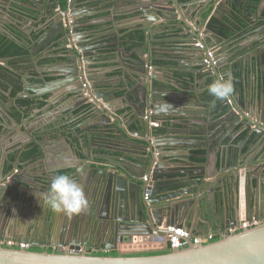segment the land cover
Wrapping results in <instances>:
<instances>
[{
  "label": "water",
  "instance_id": "95a60500",
  "mask_svg": "<svg viewBox=\"0 0 264 264\" xmlns=\"http://www.w3.org/2000/svg\"><path fill=\"white\" fill-rule=\"evenodd\" d=\"M9 1L0 0L1 15L28 17L41 23L42 33L35 48L55 51L51 68H56L59 73L46 85L62 91L57 94L50 91L52 95L48 98L40 96L39 99L46 104L39 107L36 103L28 117L12 115L9 109L6 112L0 110L4 130L19 133L17 129L21 127L24 135H31L34 139L38 154L29 166L24 167L19 159L11 162L13 168L8 170L5 169L6 153L0 156V240L29 244L25 249L0 244V264H264V156H256L251 162L253 168L244 174L240 171L239 159L224 176L211 170L178 172L165 164L168 159L171 163L175 155L169 153L174 152L170 149L173 143L148 130L150 123L159 118L162 128L169 122L185 124L191 131L203 127L202 122H205L206 131L210 132L214 126L210 121L224 117L226 133L241 129L247 135L254 133L255 140L264 143V69L260 72L256 65V59L261 56L259 51L242 58L246 63L237 70L240 74L237 87L234 67L223 58L226 54L221 58V52H214L215 62L210 66L203 62L208 73L203 80L207 85L196 79L194 71L190 72L191 77L184 75L186 67L198 65L186 62L188 58L201 56L205 59L207 52L212 50L209 46L200 48L195 45L201 29L207 35L203 42L210 39L215 49H223L231 43L232 40L219 31H212L205 15L214 8H221L220 18L234 15L238 1L97 0L102 7L108 5L111 17L107 20L113 22V27L106 30L108 36L103 44H114L118 58L132 63L130 71L125 72L128 74L125 80L127 93L121 99L127 108H131L128 115L118 113L114 103L118 97L103 88L107 82L99 79L93 67L103 54L102 45L87 41L88 35L94 36L93 33L80 31L81 23H88L86 15L93 12V0H66L65 8L60 0ZM13 3L18 7L13 8ZM256 9V16L264 19V0ZM193 10L195 15L191 17ZM121 16H137L138 20H127L122 24ZM44 25L47 27L43 29ZM260 29L264 30V26ZM133 35L138 39L142 37L143 53L137 48L129 50L123 44ZM254 44L259 41L255 40ZM162 50L166 53L177 50V56L162 58L158 55ZM3 61L9 66V59ZM37 65L40 68L39 62ZM226 65L235 92L217 100L209 88L222 80ZM9 67L14 73L18 72L15 67ZM26 97H31L30 93ZM178 103L182 108L174 110ZM0 104L2 106L1 101ZM87 104L89 112L99 116L95 134L99 131L106 134L103 141L111 144H96L89 131H69L59 123L65 118L68 121L75 118L76 108ZM54 105L64 116L59 114L54 122L39 123L43 117L37 112L41 108L51 110ZM61 105L63 107L59 108ZM150 112L151 117L146 119ZM104 125L110 128L104 129ZM84 133L90 136L89 145ZM138 133H141L142 142L133 136ZM14 140L12 136L11 141ZM84 148H88L86 153L82 151ZM73 151L80 153L74 155L79 160L76 163L68 161ZM224 155L228 160L230 147L224 149ZM180 157L189 158L188 155ZM59 159L62 162L56 164L55 160ZM102 164L105 167H101ZM60 170H66L64 174L83 187L89 202L87 210L67 215L49 208L45 197L51 178L60 174ZM144 176L148 179L144 180ZM209 177L223 189L227 202L225 210L208 205L210 198L203 195L210 185ZM192 195H199V199L191 198ZM195 204L196 213L201 206L210 216L202 222L208 225L219 223L224 236L207 244L196 245L191 241L186 248L174 250L161 227L183 226L195 234V225L185 224ZM242 215V219L257 224L232 233L230 229L241 223ZM106 239H111L107 247H94L95 240L103 243ZM39 243L54 249L34 251L32 246ZM83 245L89 247L84 253L81 252ZM116 245H119V255L93 253V247L96 251H108L115 249ZM152 251L166 252L133 255Z\"/></svg>",
  "mask_w": 264,
  "mask_h": 264
},
{
  "label": "crops",
  "instance_id": "0c3cea01",
  "mask_svg": "<svg viewBox=\"0 0 264 264\" xmlns=\"http://www.w3.org/2000/svg\"><path fill=\"white\" fill-rule=\"evenodd\" d=\"M7 1V0H6ZM9 1V0H8ZM10 2V1H9ZM262 0H259V4H261ZM11 3V2H10ZM103 4V3H102ZM105 4V3H104ZM122 4V1L120 2ZM13 8L18 7L16 3L12 4ZM108 6V5H107ZM102 7L101 3L97 0H93V12L90 15H86L88 23L84 24L81 23L80 31L85 34H94V36L88 35L87 41H90V43H99L102 45L100 47L101 50H103V54L99 55V60L96 61V63L93 65L94 69L97 71L96 75H98L99 79L101 81L108 80L107 84L104 85V88L108 92H112L116 94L118 97V100H116L115 106L118 110V113L123 115L130 113L128 111H131V108H127L123 104V101L121 99L126 95L127 91L125 90L126 85V77L128 74H125L126 71H130V67L132 65L131 62H129L127 59L124 61H121L118 58L117 49L114 48V44L111 45H105L103 42L106 41V38L108 35H106V30L108 28L113 27V22L107 20V18L111 17V13L108 10V7ZM138 15V13L136 14ZM195 15V10L191 11L190 16L193 17ZM139 16V15H138ZM206 22L209 21V16H206ZM262 20V26H264V19L260 18ZM121 22L124 23L127 20L130 21H136V17H120ZM119 23V24H120ZM40 24L37 23L35 20L28 17L20 18L18 16L14 15H1L0 14V35L5 36L10 41H13L14 43L18 44L19 46H22L26 50H28V57L26 61L18 60L17 62H13V59L11 57H5L1 56L0 59V73H5L4 70L7 73V76L0 75V82L4 83V79L9 81L12 80V83H16L17 87L19 88L16 94H12L13 87L11 84L7 89L2 88L0 85V101L2 103V106L0 104V110H3L6 112V109L10 110V113L12 115H17L19 117H28L29 113H32L31 110L34 109V106L36 103H38L39 107H43L46 103L39 99L40 96L42 98H48L52 95L50 91H53L56 86L46 85V82L51 83L55 80V75L59 74L56 68H51V63L55 62V59L53 58L55 54V51H42L39 48H35V46L38 44V40L41 36L42 30H40ZM122 26V25H121ZM261 26V27H262ZM47 27L44 25L43 29ZM254 29V28H253ZM48 30V29H47ZM127 31V30H122ZM40 32V33H39ZM204 30L201 29L199 36H206L205 33H203ZM255 33H252L249 35V33L245 32L243 33L242 37L240 38L241 41H239L236 44H230L232 45L233 49L230 50L231 47L227 45L223 49H215L214 43L210 42L209 47L214 50V52L219 53L221 52V58L225 55L226 57H223L225 60L228 57H232L231 59L236 58L237 61H240V64L243 66L246 62L242 59L244 56L249 57L250 52L255 54L259 51L260 57L256 59L258 63L259 71L261 72L262 69H264V30L262 29H256L254 31ZM178 35V34H176ZM96 39V40H95ZM130 40V39H129ZM200 40V39H199ZM258 40L259 44H254V41ZM126 44L132 51H135V48L138 49L140 52H144L145 48L143 45V39L142 37H135L134 35L131 37V40L129 42L123 43ZM253 44V45H252ZM178 44H171V46H177ZM181 45H185L181 44ZM179 46V45H178ZM252 47H256L254 50H251ZM184 48V47H182ZM176 49V48H173ZM190 49V48H189ZM178 50V49H177ZM176 50V51H177ZM223 53H222V51ZM225 50V51H224ZM149 51V49H148ZM176 51L168 52L166 53L165 50H162L161 52H158V55L160 57H170L171 56H177ZM34 52L35 54H33ZM178 53V52H177ZM176 54V55H173ZM133 57H135L132 54ZM240 56V57H239ZM263 58V60H262ZM5 59L10 60L9 66L15 67L16 70H18L17 73H14L8 66V64L3 61ZM37 62L40 63V68L37 65ZM186 62H191L193 64H198L196 66L192 65L191 68L187 69L188 71H194L197 75L196 79L203 80V78H206L208 76L207 68L204 66V58L201 56L197 59L195 58H188ZM241 66V67H242ZM3 69V70H2ZM228 66L223 69L224 77L222 79H229L228 74ZM62 76V75H61ZM3 77V78H1ZM5 77V78H4ZM28 78V80L26 79ZM235 80H236V87L240 85V74L237 72L235 73ZM132 85L134 83H131ZM202 84L207 85V82L205 80L202 81ZM15 85V84H14ZM103 85V84H102ZM59 86V85H58ZM28 90L31 97H26L28 93L26 92ZM55 91V90H54ZM62 90H57L55 93H60ZM58 97L61 98L59 95ZM30 99L34 101V103L28 107L22 108L17 106V99ZM39 99V100H38ZM178 106L175 107L174 110H180L181 104H177ZM63 105L59 106V108H62ZM17 111H20V115L16 113ZM51 110H47L45 108H41L42 110L38 111L37 114H39L40 117H43L41 122H45L46 120H51L52 122L56 121V117L61 114L64 116V113L57 110V108L54 106L51 107ZM35 111V110H34ZM90 109L88 105L79 106L75 110V118H71V120H67L66 118L64 120H61L59 123L63 124V127L66 128V130H75V132H81L80 130L89 131L92 133V137H94L95 132L98 131L97 125L99 124L97 121H99V116L95 117L91 112H89ZM36 114V113H35ZM67 114V112H65ZM62 116V117H63ZM121 117V116H120ZM30 118V117H29ZM224 117H217L214 121H210L211 125H214L211 127V131H206V128L208 127L205 122H202L203 127L198 128L197 130H191L189 131L188 128L185 126V124H177L169 122L165 124V127H161V124H159V127H153L151 124L149 125L148 130L150 133H154L157 135V137L163 138V140H170L168 141L172 146H170V149H173L174 157H172V162H169V159L165 161V164H169L170 168H176L178 172H187V171H203V170H211V172L219 173L220 176L226 175L229 171H231L232 166L238 162V159L240 160V166L242 167L240 169L241 172L246 173L249 171V169H252L253 164L251 162L258 156L260 158L261 156H264V143L257 142L254 138V133L247 135V132L244 130H237L232 129L228 133L225 132V127L227 126V123L224 121ZM4 121V118H1ZM104 120H106L104 118ZM112 122H116L114 119H110ZM155 121H159V118H156ZM97 122V123H95ZM118 123H121L119 121ZM161 123V122H160ZM219 123V124H218ZM205 124V125H204ZM126 124L124 123V126ZM170 125L172 127H170ZM0 126L2 127L0 131V156L7 155V161L5 169H12L13 164L11 162H17L19 159L22 162L24 167L29 166L30 161L35 159V157L38 156L37 150L35 151L36 143L33 141L34 139L31 137V135H24L21 131V127H19L17 130L19 133H13L9 130H4L5 126L3 123H0ZM13 126H15V123H13ZM110 128L109 125H105ZM135 128V126H133ZM156 128V129H154ZM15 129V128H14ZM151 129H154L153 131ZM21 131V132H20ZM225 132V133H224ZM3 133V134H2ZM141 133L133 134L134 137H137L139 142L142 140L140 139ZM226 134V135H225ZM14 136L15 140L11 141V137ZM86 144L89 145L90 143L87 142V140L90 138V136L86 133L83 134ZM95 140V138L93 139ZM207 142V145L204 143ZM162 144L165 142H161ZM35 145V146H34ZM226 147H230L231 155L229 159L224 155V149ZM89 148V147H88ZM88 148H84L82 151L87 152ZM224 148V149H222ZM74 152V151H73ZM80 154L79 151L74 152L72 156H70V159L68 161H74V163L78 162L79 160L76 159V156ZM163 155H166V153H163ZM181 155H188L189 158H181ZM208 156V160H207ZM225 157V158H224ZM189 159V160H187ZM52 162L51 160H49ZM62 162L61 159L59 161L55 160V163ZM53 163V165H55ZM171 164V165H170ZM98 167V166H97ZM101 167H105L104 164L101 165ZM66 170H60V174H64ZM254 174H252L253 176ZM208 182H210V185L206 187V191L203 193V195L207 198H210L209 204L210 206L218 209L225 210L227 207L226 199L223 195V189L217 185L218 182H213L215 179L209 177ZM215 189V190H214ZM191 197V196H190ZM198 198L199 195H192L191 198ZM190 198V199H191ZM198 201V200H197ZM196 205H194L192 212L188 218L185 220L186 225H195V235H200L204 239L209 234L214 235L213 241H217L219 239H222L224 234L221 232L222 226L216 222V224L208 225L205 222L206 218H210V216L205 214L203 207L199 206V213L194 211V208H196ZM244 215L241 217V225L243 222H248V227L251 228L253 225L250 221L246 219H242ZM196 220V222H194ZM239 225H237L239 227ZM243 228V229H247ZM242 229V230H243ZM240 230V231H242ZM40 244V243H39ZM119 244V243H118ZM207 244V243H205ZM119 245H116L118 247ZM122 246L124 244H121V248L124 249ZM33 248H37L40 251H43V249L33 245ZM45 250V249H44ZM109 251V250H108ZM155 252V251H152ZM161 252V251H158ZM107 254L112 255H119V247L118 249H112V252ZM138 253V252H137ZM134 253V254H137ZM139 253H145V252H139Z\"/></svg>",
  "mask_w": 264,
  "mask_h": 264
},
{
  "label": "flooded vegetation",
  "instance_id": "af4514ba",
  "mask_svg": "<svg viewBox=\"0 0 264 264\" xmlns=\"http://www.w3.org/2000/svg\"><path fill=\"white\" fill-rule=\"evenodd\" d=\"M61 4H63V2L66 0H60ZM238 1V6H236L234 15L231 16H227L225 15L224 18H220V14H221V8H214L211 10V12L206 13V16H209V21H208V26L210 28H212V31L215 33L217 31H219V33L223 36H226L228 40H232L230 44H236L238 43L240 40V38L242 37L243 33L247 32L250 34L255 33L254 31L258 28L260 29L262 26V20L260 19V17L257 14V9L253 7V0H237ZM65 8V7H64ZM217 10V11H216ZM217 12V13H216ZM243 20V22L245 23V27L243 29H240L234 25H232L231 20H232V16H238ZM215 26V27H214ZM263 27V26H262ZM254 28V29H253ZM229 31L232 32L231 34H229ZM211 33V32H210ZM207 36V35H206ZM217 37V36H215ZM198 38L201 39V36H199ZM202 39H204V37L202 36ZM218 39V38H217ZM187 40V39H185ZM218 41H224L222 38H219ZM211 40L208 39L207 41L204 42L205 46H209ZM197 43V42H196ZM195 43L196 46H198ZM229 44L230 50L233 49L232 45ZM253 45V44H252ZM190 48V46L188 47V49ZM233 57V56H232ZM232 57H228L226 60H228V62H230V66L233 65L234 67V73L237 74V70L240 69V67L242 66L240 64V61H237L236 58L231 59ZM240 57V56H239ZM248 59V58H247ZM205 62V61H204ZM229 65V63H228ZM209 66V65H207ZM227 66V65H226ZM229 68V66H228ZM187 69H189V67H186V71L184 73V75L186 76H192V74L190 73V70L188 71ZM61 78V77H60ZM63 79V78H62ZM105 82H108V80H104ZM104 88V87H103ZM105 89V88H104ZM88 105V104H87ZM84 106V105H82ZM89 107V105H88ZM90 108V107H89ZM160 123V122H159ZM151 124V123H150ZM160 126V125H159ZM104 129L108 128V126H102ZM96 136L93 137V139L95 138V140H93L96 144H111L109 142L103 141V137H106V134H103L102 132H98L95 134ZM87 238V237H86ZM85 242L87 241L86 239H83ZM83 241V242H84ZM111 239H106V241H104L103 243H100L98 241H94V247H107L108 244L110 243ZM88 242V241H87ZM93 243V241H92ZM41 249H45V250H50L52 251L54 248L52 246H46V245H42V244H38L35 245ZM81 252L84 253L86 252L87 248L85 245L81 246ZM93 247V253L94 254H99V253H110L112 252V249L109 251H96ZM115 250L116 248L118 249V247H114Z\"/></svg>",
  "mask_w": 264,
  "mask_h": 264
},
{
  "label": "clouds",
  "instance_id": "9594fccd",
  "mask_svg": "<svg viewBox=\"0 0 264 264\" xmlns=\"http://www.w3.org/2000/svg\"><path fill=\"white\" fill-rule=\"evenodd\" d=\"M209 92L217 100H223L235 92L231 79H222L213 83ZM45 202L56 213L79 214L89 207L83 187L66 174H57L51 178Z\"/></svg>",
  "mask_w": 264,
  "mask_h": 264
},
{
  "label": "built area",
  "instance_id": "2783aa9c",
  "mask_svg": "<svg viewBox=\"0 0 264 264\" xmlns=\"http://www.w3.org/2000/svg\"><path fill=\"white\" fill-rule=\"evenodd\" d=\"M71 22V20H70ZM200 48H205V44L203 42L202 39H200L197 43H196ZM207 57L204 59V61L206 62L207 65H211V63L215 62L214 61V50H209L207 52ZM152 115V112L148 113L145 118L149 119ZM159 121H152L151 125L154 127H159ZM148 176H144V180H147ZM248 222H243L241 225L238 226H234L230 229V231L232 233H237L240 230H242L243 228H247L248 227ZM252 225L257 224V222L255 221L254 223H251ZM161 228L164 229V231L166 232L171 248L174 250H181L186 248L189 243L192 241L194 244L196 245H200V244H205V243H210L212 242L214 235L209 234L206 239H204L202 236L200 235H195L192 234L187 228L183 227V226H175V225H167V226H162ZM0 244L8 246V247H13V248H28L29 244L26 242H17L14 240H0Z\"/></svg>",
  "mask_w": 264,
  "mask_h": 264
},
{
  "label": "trees",
  "instance_id": "16d2710c",
  "mask_svg": "<svg viewBox=\"0 0 264 264\" xmlns=\"http://www.w3.org/2000/svg\"><path fill=\"white\" fill-rule=\"evenodd\" d=\"M253 7L256 8V6L259 3V0H253ZM63 6L66 7V2H63ZM232 25L243 29L246 25L243 22V20L238 16H232V20H231ZM232 32L229 31V34H231ZM0 55L5 56V57H11L13 59V62H17L18 60H23L26 61L27 57H28V50H26L25 48H23L22 46H19L18 44L14 43L13 41H10L8 38H6L3 35H0ZM3 70V69H2ZM5 73H0V75L2 76H7V73L4 70ZM3 78V77H1ZM5 78V77H4ZM1 81V80H0ZM4 83L0 82V85L2 86V88L7 89L12 83V80L9 81L10 83L7 82V80L4 79ZM15 84V85H14ZM13 87L12 89V94H16L18 91V87L16 85V83H12L11 85ZM34 103V101L30 100V99H22L19 98L17 99V106L18 107H28L30 106V104L32 105ZM16 110V108H14ZM17 114H21L20 111L16 110ZM2 127L0 126V131H1ZM35 146V145H34ZM35 151L37 150V147L35 146ZM34 251H40L37 248H33ZM166 251H161V252H145V253H137V254H133L135 256H140V255H152V254H162L165 253ZM106 253H99L98 255H104Z\"/></svg>",
  "mask_w": 264,
  "mask_h": 264
}]
</instances>
